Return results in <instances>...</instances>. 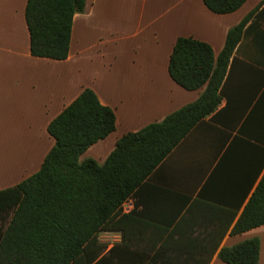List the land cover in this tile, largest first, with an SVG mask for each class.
<instances>
[{
    "label": "crops",
    "instance_id": "crops-1",
    "mask_svg": "<svg viewBox=\"0 0 264 264\" xmlns=\"http://www.w3.org/2000/svg\"><path fill=\"white\" fill-rule=\"evenodd\" d=\"M27 2L0 0V191L41 169L55 146L49 124L87 88L117 119L116 130L81 156L100 164L124 135L196 102L205 87L188 91L169 74L176 41L205 42L218 58L228 32L254 12L218 110L149 176L138 215L101 232L87 250L97 255L91 264H226L222 248L259 238L264 264V226L231 233L264 175V0L226 15L203 0H87L63 61L31 55Z\"/></svg>",
    "mask_w": 264,
    "mask_h": 264
},
{
    "label": "trees",
    "instance_id": "trees-1",
    "mask_svg": "<svg viewBox=\"0 0 264 264\" xmlns=\"http://www.w3.org/2000/svg\"><path fill=\"white\" fill-rule=\"evenodd\" d=\"M87 0H28L26 22L31 55L57 61L69 57L74 18L85 12ZM247 0H203L215 14L239 10ZM251 13L227 35L218 58L213 48L193 38H179L169 63L171 78L188 91L205 87L199 99L124 135L105 163L81 156L111 135L117 126L113 109L87 88L48 126L55 146L41 169L20 184L0 191V219L12 212L0 230V264H91L97 255L87 246L104 231H114L122 219L138 215L141 193L154 170L195 126L214 114L229 64L242 40ZM133 199L134 210L121 213ZM238 213L231 214L233 224ZM264 226V175L233 226L238 235ZM228 229V228H227ZM259 238L222 248L226 264H260Z\"/></svg>",
    "mask_w": 264,
    "mask_h": 264
},
{
    "label": "built area",
    "instance_id": "built-area-1",
    "mask_svg": "<svg viewBox=\"0 0 264 264\" xmlns=\"http://www.w3.org/2000/svg\"><path fill=\"white\" fill-rule=\"evenodd\" d=\"M135 208V203L133 199H129L128 201H126L122 207H121V213L122 214H129L133 211V209Z\"/></svg>",
    "mask_w": 264,
    "mask_h": 264
},
{
    "label": "rangeland",
    "instance_id": "rangeland-1",
    "mask_svg": "<svg viewBox=\"0 0 264 264\" xmlns=\"http://www.w3.org/2000/svg\"><path fill=\"white\" fill-rule=\"evenodd\" d=\"M11 217H12V212L8 214H4L3 217L0 219V230L1 231H4L7 228L11 220Z\"/></svg>",
    "mask_w": 264,
    "mask_h": 264
}]
</instances>
